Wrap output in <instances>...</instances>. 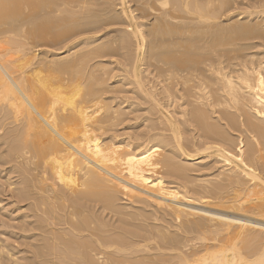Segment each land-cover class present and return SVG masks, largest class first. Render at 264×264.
I'll use <instances>...</instances> for the list:
<instances>
[{
    "label": "bare ground",
    "instance_id": "1",
    "mask_svg": "<svg viewBox=\"0 0 264 264\" xmlns=\"http://www.w3.org/2000/svg\"><path fill=\"white\" fill-rule=\"evenodd\" d=\"M55 1L0 0V264H264V0Z\"/></svg>",
    "mask_w": 264,
    "mask_h": 264
},
{
    "label": "rangeland",
    "instance_id": "2",
    "mask_svg": "<svg viewBox=\"0 0 264 264\" xmlns=\"http://www.w3.org/2000/svg\"><path fill=\"white\" fill-rule=\"evenodd\" d=\"M59 0H56L55 1V3L56 2H58ZM64 1V2H63ZM71 2V4L73 3V5H71L70 4V2ZM81 1V0H80ZM62 2H63V7H61L62 5ZM61 3V4H60ZM74 3H76L77 5H78V1H75V0H73V1H71V0H68V3H67V0H62V1H59V3H57V4H59V5H55L56 7V9L53 7V8H51L50 9V7L49 8H47L46 10H48L47 12H50L49 13V17H51V18H53L54 19V17H53V15L56 17L55 18V20H58V19H64V18H68V16H69V13L67 12L68 10H70V11H75V12H77V10L79 9V7H77V5L76 4H74ZM79 3H81V2H79ZM65 4H67L66 6H65ZM70 5V6H69ZM75 5V6H74ZM85 5V4H84ZM83 5V6H84ZM71 9H70V8ZM74 7H76V8H74ZM85 7V6H84ZM73 8V9H72ZM25 9V8H24ZM23 9V10H24ZM52 11H50V10ZM54 9V10H53ZM68 9V10H67ZM75 9V10H74ZM27 10L28 9H25V12H27ZM61 10H62V12H61ZM67 10V11H66ZM80 10H84V8L83 9H79V11ZM56 11V14L55 13H53V12H55ZM67 13H66V12ZM61 12V13H60ZM65 12V13H64ZM50 14H51V16H50ZM64 14V16H62V15ZM59 15V16H58ZM66 15H68L67 17H66ZM60 16H62V18L60 17ZM58 47H60V46H58ZM250 52V51H249ZM254 52H255V50H254ZM251 53H253V51L251 52ZM37 54H39V53H37ZM116 80V79H115ZM114 80H112V82H113ZM121 96H129V97H134V96H130V95H121ZM140 114H142V112H139V114H137V115H140ZM243 149V148H242ZM241 149V150H242ZM5 178L6 177H2V174L0 173V192H2L1 194H0V197L1 198H3V201L4 202H2V204H0V220L1 221H3V222H5L6 223V225L8 224L9 226H15V225H17L18 224V217L21 215V214H16V212H13V213H11L12 215H10V213H8V211L7 210H9V212H12L13 210H14V203H13V199L10 197V195H9V193H8V191L12 188L13 189V187H11V188H9V187H7V185H6V183H5ZM166 194H172V195H174V196H176V197H178V195H176L175 193H173V192H169V191H164ZM124 202V201H123ZM27 203H29V202H27ZM26 203V204H27ZM26 204H21V206H25ZM3 208V209H2ZM25 208L26 207H24L23 208V212H25ZM2 210V211H1ZM7 211V212H6ZM4 214V215H3ZM1 215H3V216H5L4 218L3 217H1ZM10 216V217H9ZM5 218H10V221H8V219H5ZM6 225L4 226V227H1L0 228V231H4V232H9L10 231V229L8 228V227H6ZM1 238H3L2 240H4V239H6V240H8V241H6L4 244L7 246V245H10L13 241L12 240H10V239H8L7 237H3V236H0V239Z\"/></svg>",
    "mask_w": 264,
    "mask_h": 264
}]
</instances>
